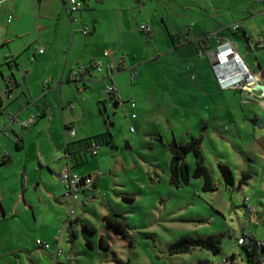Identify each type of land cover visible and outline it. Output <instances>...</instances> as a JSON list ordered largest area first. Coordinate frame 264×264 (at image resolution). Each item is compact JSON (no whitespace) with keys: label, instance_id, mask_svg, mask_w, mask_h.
I'll list each match as a JSON object with an SVG mask.
<instances>
[{"label":"rangeland","instance_id":"obj_1","mask_svg":"<svg viewBox=\"0 0 264 264\" xmlns=\"http://www.w3.org/2000/svg\"><path fill=\"white\" fill-rule=\"evenodd\" d=\"M221 5L224 10L216 19L224 16L223 37L231 40L243 61L250 58L256 69L259 65L264 82L262 3L224 0ZM119 7L126 19L118 25L125 30L119 34L114 25L111 52L117 50V58L126 61L125 69L114 74L113 83L126 103L117 106L107 98L104 107L98 102L100 97L106 98L102 83L91 85L82 94L74 86L67 93L74 100H87L88 114L95 118L79 121L96 129L97 135L90 139L100 135L112 138V145L97 144V156L87 154L88 168L94 169L99 188L95 194L94 190L79 194L75 218L57 244L58 230L63 227L60 220L67 218L58 201L65 189L47 169L38 183L37 171L39 151L47 153V160L52 162L57 158L63 162L62 152L50 153L53 146L46 127L42 132L40 129L37 138L30 133L33 127L25 130L20 149L7 134L2 137L0 145L10 146L13 156L10 167H0V192L8 212L0 219V264H248L238 240L250 236L264 241V147L258 142L264 144V98L221 89L208 57L210 50L205 49L208 42L198 44L194 34L198 30L201 37L213 29L208 18L215 9L206 8L204 0H121ZM11 15L17 17L16 12ZM63 20L68 21L64 14ZM233 23H239L245 34L242 30L233 32ZM141 26L151 27L152 42L146 41ZM39 27L33 29L28 24L23 28L28 36L15 46L14 54L19 67L12 64L8 71L6 60L0 59L3 76L12 73L19 79L20 72L31 68L41 71L37 64L46 56L36 52ZM199 77L208 80L201 84ZM12 90L14 98L4 101L15 113L29 96L24 84ZM129 100L134 101V109L129 108ZM0 120V124L5 121L2 116ZM95 120L98 126L93 125ZM38 123L41 127L43 119ZM61 136L65 142L67 136ZM191 139H200L204 163L216 186L213 193L202 192V178L179 187L170 183L168 147ZM184 161L192 174L193 155L188 153ZM218 164L230 169L232 187L224 185ZM24 167L27 183L22 187ZM243 173L251 178L246 185H239ZM52 180L56 183L51 184ZM66 203L73 206L70 201ZM106 216L124 222L126 239L105 223ZM84 225L95 232L90 233ZM70 234L75 237L72 242ZM100 237L108 243L107 250L99 247ZM183 237H220V250L214 253L195 248L172 255L171 245ZM37 241L49 248H39Z\"/></svg>","mask_w":264,"mask_h":264},{"label":"crops","instance_id":"obj_2","mask_svg":"<svg viewBox=\"0 0 264 264\" xmlns=\"http://www.w3.org/2000/svg\"><path fill=\"white\" fill-rule=\"evenodd\" d=\"M68 1L69 0H0V59L4 58L6 60L5 63L8 66L7 70L10 71V69L13 68L12 64H14L16 68L20 66L19 61L14 56L15 46L19 43H24V40L28 35L24 34L23 28L28 24L32 25L33 29L40 26L36 38L40 44L38 46L39 50L42 49L43 53L39 54V50L36 52L37 55L46 56L45 58H41L39 61L40 64H37L41 71H38L37 68H31L28 71L20 72L24 74V76L19 75L20 80L14 76L16 80V82H14L16 84L15 86H20L21 84L26 85V92L29 96L25 103L22 102L21 106H17V112L11 113V111H9L8 102L4 101V98L0 100V116L5 119L4 123L1 122L0 124V139L7 134V136L12 138L15 146L16 142H20V147H16L17 149H20L24 146L25 140L23 132H25V130L27 131L33 127V129L30 130V133H33V136H36L37 138L46 127L45 129L51 133L50 139L53 149L50 153L53 151L62 152L63 156L61 157H63V162L66 160L64 157L66 144L76 143L97 135V133H95L96 131H94L96 129L92 128V124L83 126L79 121L85 120L89 116L94 119L95 116L88 114L90 110L86 107L87 100H74L75 98H73L72 95L70 97L67 95L70 91V87L73 88L74 86L77 89V93L82 94V91H88V88H90L91 85L102 83L103 89L107 86H113L119 93V90L113 83V76L125 69L126 61L124 57H121L120 59L117 58V50L114 53L111 52V46L113 44L112 39L115 37L114 25L116 24V29L119 34L120 30H125L122 24L118 25V21L121 22V19H126L124 12L119 7L121 6V0H84L83 8L72 14L71 21L64 8L67 7ZM223 2L224 0H204L206 8L215 9L213 16L208 18V20L210 19L212 24H214L213 29L207 30L206 34L217 33L222 41L228 40L230 42V39L223 37V31H225V24H223L224 16L221 15L216 19L217 13L222 14L224 10V7L221 5ZM14 12H16L18 18L16 16L12 17L11 14ZM262 12H264V5ZM9 13L11 14L7 15L8 17L5 19L6 14ZM63 14L66 16V19L68 20L67 22H64ZM10 17H12V20L9 19ZM13 21L14 23H12ZM234 24L239 23H233V25ZM84 28L88 31L87 36L82 34ZM240 30L245 34L241 25ZM198 33V30L196 32L194 31L195 39L199 44V41H204L203 38L206 34L204 33L200 37ZM215 44L216 43L213 39L209 40L205 49L210 50V53L211 50H214ZM105 53H109V56H105ZM32 55L35 56V52H33ZM197 55L201 57L199 52ZM116 63L118 68L115 67ZM244 63L254 74L255 82L264 84V82L260 80L262 73L260 75L259 72H261V68H259V65H257L256 69L253 63L251 64L250 58L244 59ZM97 64L100 65V71H98ZM81 67L84 68L83 71L74 77L73 72ZM131 69L132 68L130 67L129 70ZM205 72H209V70ZM10 75L3 76L1 74L3 78V86H0V94L6 89L5 80ZM205 80H208V78ZM205 80H200L199 77V83L204 84ZM212 80L214 82V79ZM46 81L48 82L47 84H45ZM13 91L14 90H12L6 98L13 99ZM251 95L255 96L253 94ZM107 98L112 100L109 96H106V98L103 96L98 99V102L102 103L105 107ZM113 102L117 106H123L126 103L122 100V97V104L117 103L114 100ZM128 102L127 104L129 106ZM17 103L19 104L20 102L17 101ZM30 112H33L34 114ZM9 115L15 116L16 121L19 122L26 120L30 116H34L35 121L28 129H22L17 124L7 126ZM39 119H43L41 127L38 123ZM93 125L98 126V122L95 120ZM69 128H73L75 132L74 137L69 135ZM49 132L47 133L49 134ZM62 134L64 135V138L67 136L65 142L61 141ZM258 142L260 146L264 147V144L261 141ZM9 148L10 146L0 145V160L3 158L8 159V163L5 164L6 166L4 165V167H10L9 165H11L12 162L11 158L13 156V151ZM98 150L96 151L95 156H97ZM45 154L47 153L43 150L39 151L38 165L40 169L37 171L38 183L39 180L41 181L44 179L41 178V176L43 172H45V169H47L49 173L58 177V175L53 172L59 173V169L63 164V162H60V158H57L58 160H54L53 162L51 159L47 160L46 156L48 154ZM85 160L84 163L82 157H79V161L78 157H71V170L73 173L80 176H91L94 179L92 190H94L93 193L95 194L100 183L98 178L93 175L94 169L88 168L89 163L87 158ZM101 161L102 160L97 161V165ZM26 172L27 169L24 167L21 176L22 187L27 183ZM1 173L2 169L0 168V174ZM55 183L56 181L52 180L51 184ZM54 191L55 193L57 192L56 190ZM49 192L53 194V192ZM59 196L58 201L62 205V208L65 209L67 216V212L72 206H67V203L65 204V202L70 201L72 204V201L70 198L66 197L65 193H61ZM92 198H94V196H92ZM5 204L6 203L0 192V215H4V218L7 217L8 214ZM1 212H3V214ZM58 216H60V214ZM66 219H61L60 221ZM59 242L60 240L57 244H59Z\"/></svg>","mask_w":264,"mask_h":264},{"label":"trees","instance_id":"obj_3","mask_svg":"<svg viewBox=\"0 0 264 264\" xmlns=\"http://www.w3.org/2000/svg\"><path fill=\"white\" fill-rule=\"evenodd\" d=\"M82 2H84V0H82ZM259 3H262V5H264V2L259 1ZM246 40L248 41V39ZM15 85L16 84L14 83L10 75L5 80L6 89H4L3 92L0 94V100L3 98L5 99L7 96H9V94L13 89V86ZM94 139L95 138L92 139L89 138L78 141L76 143L66 144L64 157L69 162V164L71 157L72 158L78 157V161H79V157H82L84 163L86 161L85 159L87 158V154L91 155V157L92 156L94 157L95 155L92 154L93 144L96 145L97 148H98L97 144L100 143V141L112 145L111 136L110 138H108L107 135H100L95 139V141ZM19 143H20L19 141L16 142L17 148L20 147ZM200 145H201L200 139H191V141L185 144L177 145L176 143H173L168 147L171 156L170 164H169L170 183L175 185L176 187H179L181 183L188 184L191 179L202 178L203 179L202 192L213 193L216 191V186L214 184V181L210 177L209 171L204 163V159L200 150ZM188 153H191L194 157L195 168L192 174H190L188 170V166L184 161ZM7 163H8V159H4V158L1 159L0 167ZM218 168L224 185L232 187L234 185V179L230 169L227 166L221 164H218ZM250 178H251L250 174L243 173L239 185H246L247 181L250 180ZM1 213L3 214V212ZM3 216L4 215H2V217ZM116 218L118 219H113L110 216H106L104 217V221L114 232L121 235L123 239H126L127 228L124 222L121 219H119V217ZM83 227L90 233L95 232V230L89 227L88 225H84ZM69 238H70V242H72L75 239L73 234H70ZM257 241L259 240H256L255 238L251 237L246 244H238L242 246L243 250L246 252L248 264L264 263V247L259 248L257 246ZM219 243H220V237H208L206 239L183 237L171 245L170 253L172 255L186 254L195 248L211 250L212 252L217 253L220 250ZM98 244L101 249L103 250L108 249V243L105 241L103 237H100Z\"/></svg>","mask_w":264,"mask_h":264},{"label":"built area","instance_id":"obj_4","mask_svg":"<svg viewBox=\"0 0 264 264\" xmlns=\"http://www.w3.org/2000/svg\"><path fill=\"white\" fill-rule=\"evenodd\" d=\"M9 1V0H4ZM260 2H264V0H259ZM65 8V12L67 16L69 17V20L72 19V14L78 12L83 8V2L77 1V0H69L68 5ZM10 17L9 19H11ZM231 30L233 32H237L240 30V24H234L231 26ZM140 31L144 34L146 37L147 42H151V28L149 26H141ZM82 34L84 36L88 35L87 29L82 30ZM214 40L216 43V46L213 51L208 53V57L210 59V62L212 63V69L213 72L218 80V83L222 90H230V89H237L240 90L241 88H237V84H251L255 82L254 74L250 71V69L247 67V65L244 63V61L239 57L235 50V46L229 42L228 40L222 41L217 33H208L204 36L203 40L205 42H208L209 40ZM43 50H39V54H42ZM199 55L202 56V53L199 52ZM105 56H109V53H105ZM116 68H118L117 63L115 65ZM98 71H100V65L97 64ZM83 67L78 68L73 72V76L76 77L80 72L83 71ZM134 71V70H131ZM237 72H241L240 74ZM241 77L240 80H235L237 76ZM21 76H24L23 73H21ZM133 78V76H132ZM228 79H231V82L228 81ZM230 82V83H229ZM48 82L46 81L45 84ZM244 91V90H242ZM247 92V91H245ZM249 93V92H247ZM104 94L106 96H109L112 100H114L117 103L122 104L121 97L119 93L116 91V89L113 86H107L104 89ZM252 94V93H249ZM254 95V94H253ZM129 106L131 109H134L135 104L133 100H130ZM131 119H135V115H131ZM35 121L34 116L28 117L24 121H16L15 116L9 115L7 120V126L8 125H19L22 129H28ZM132 131V129H131ZM69 135L71 137H74L75 132L73 128H69L68 130ZM98 150L96 145H92V154L96 155V151ZM58 159H55L57 161ZM58 179L62 186L65 189L66 197L70 198L72 201V208L68 210L67 212V219L61 221L63 227L58 230L56 241L58 242L64 232V230L71 225L72 221L75 218L76 213V201L78 200L79 194L81 192L91 190L93 188V178L91 176H80L72 172L71 166L67 160L63 162L59 169L58 173ZM0 218H2V215H0ZM251 237L247 236L243 239L238 240V244H246ZM37 246L43 250H47L49 247L47 245H42L39 241L36 242ZM257 246L259 248L264 247V241H257ZM264 264V263H263Z\"/></svg>","mask_w":264,"mask_h":264},{"label":"water","instance_id":"obj_5","mask_svg":"<svg viewBox=\"0 0 264 264\" xmlns=\"http://www.w3.org/2000/svg\"><path fill=\"white\" fill-rule=\"evenodd\" d=\"M21 76V73H20ZM11 78L14 82H16L15 77L13 74H11ZM237 88H241L240 90L247 91L249 93L254 94L257 97L264 98V84H261L259 82H253L251 84H237Z\"/></svg>","mask_w":264,"mask_h":264},{"label":"bare ground","instance_id":"obj_6","mask_svg":"<svg viewBox=\"0 0 264 264\" xmlns=\"http://www.w3.org/2000/svg\"><path fill=\"white\" fill-rule=\"evenodd\" d=\"M237 73H239V74H240L241 72H237ZM240 79H241L240 75H239V76H237V77L235 78V80H240ZM228 81H230V82H231V79H228ZM230 82H229V83H230Z\"/></svg>","mask_w":264,"mask_h":264}]
</instances>
